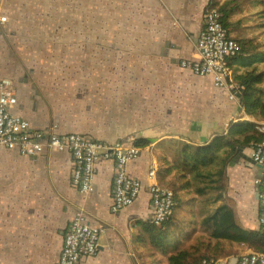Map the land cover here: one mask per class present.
Masks as SVG:
<instances>
[{"label":"crops","instance_id":"0c3cea01","mask_svg":"<svg viewBox=\"0 0 264 264\" xmlns=\"http://www.w3.org/2000/svg\"><path fill=\"white\" fill-rule=\"evenodd\" d=\"M65 3L60 6L61 14L77 26V11L75 19H67ZM208 6L209 0H111V43L96 40L88 44L81 41L83 31L68 34L64 25L59 30L30 28L33 19L29 14L51 15L52 1L0 0V15L12 13L19 16L16 24L22 20L27 24L24 28L19 24L16 38L15 28L8 30L13 23L0 21V77L10 79L18 91L16 113L36 128L53 132L96 135L104 143L149 142L141 147L138 159L127 165L128 175L142 183L141 192L133 203L117 211L111 208L114 158L101 157L94 190L82 193L73 185L74 159L68 149L30 156L0 145V264H58L67 227L78 211L101 230L98 252L79 264H142L140 249L149 246V241L140 222L151 218L149 183L161 184L157 174L165 159L176 165L179 148L171 140L203 145L224 135L238 120L259 121L244 112L231 75L224 84H216L210 75L197 76L180 64L197 53ZM79 12L83 13L82 5ZM37 16L46 21V16ZM50 43L58 50L57 60L52 50L51 61L39 60L41 52L31 60L33 50ZM5 57L14 71L4 68ZM244 135L248 134L235 136V148L222 177V195L233 206L236 221L257 230L253 179L260 166L252 159L253 143L244 140ZM226 153L225 148L222 155ZM151 170L155 171L153 179ZM166 180L181 182L176 169ZM201 204L197 200L195 208ZM178 209L175 205L164 224L175 242L189 244L199 235L208 236L202 226L189 223V203L185 201ZM238 247L223 240L225 250ZM239 248V252L252 249ZM224 258L235 261L234 255Z\"/></svg>","mask_w":264,"mask_h":264},{"label":"built area","instance_id":"2783aa9c","mask_svg":"<svg viewBox=\"0 0 264 264\" xmlns=\"http://www.w3.org/2000/svg\"><path fill=\"white\" fill-rule=\"evenodd\" d=\"M196 48V55L182 59L181 66L197 76L210 75L216 84H224L231 75L228 59L236 55L241 46L227 34L216 7L206 9ZM229 86L233 88L231 84ZM17 102L18 91L8 79L0 78L1 146L9 150L17 149L30 156L41 155L50 149H68L74 159L73 185L82 193L94 190L96 164L101 157L114 158L116 173L113 180L112 210H120L136 200L143 185L137 178L128 175L127 165L141 155L140 146L122 140L104 143L96 135L83 136L36 128L30 119L14 111ZM256 123V128L264 132V128L258 126L260 122ZM252 159L260 166V173L253 180L259 187L258 222L264 233V139L254 148ZM154 172L151 170L149 173L152 179L155 178ZM149 191L152 207L150 220L161 226L174 211L175 195L170 188L155 181L149 183ZM100 232L99 228L87 222L83 211L76 212L67 227L58 264H79L82 259L95 255L99 249ZM200 264L220 263L205 258ZM225 264H264V252L255 249L241 251L234 263Z\"/></svg>","mask_w":264,"mask_h":264},{"label":"trees","instance_id":"16d2710c","mask_svg":"<svg viewBox=\"0 0 264 264\" xmlns=\"http://www.w3.org/2000/svg\"><path fill=\"white\" fill-rule=\"evenodd\" d=\"M232 2L235 4L232 5ZM250 3L257 5L258 10L254 14L264 19V0H251ZM213 7L217 8L227 34L241 46L240 51L230 57L227 64L231 70V82L236 97L246 114L254 116L257 120H264V50L261 43L254 38L231 34L236 27L235 22L231 21L232 14L242 10L238 0H209L208 8ZM240 67L242 70L237 72ZM256 127L257 123L238 120L229 126L224 135L215 137L203 145L171 140V143L179 148L176 153L177 163L170 165L165 159V166L159 168L157 178L162 186H170L166 187L173 191L179 209L185 201L191 205L189 223L192 226L197 224L202 226L208 236H197L195 243L188 249L185 244L179 245L175 242L174 235L164 228L168 220L161 226L151 220L141 221L140 224L146 227L148 233L149 246L162 256H166L167 264H200L203 259L210 257L217 260L238 254L241 245L264 252V233L261 229L251 230L241 226L236 221L233 206L222 195L225 190L222 177L227 158L235 148L234 143L237 141L235 136L248 134L243 138L252 142L255 148L264 139V132ZM133 143L140 147L149 144L147 140ZM173 144L168 148H172ZM225 148L227 153L222 155ZM173 169H176V179L181 180L179 184L166 180V175ZM207 194L210 195L204 199V195ZM197 196L203 198L199 200ZM197 200L203 204L195 208ZM173 210L175 211V208ZM214 238L218 241L212 243L210 240ZM223 240L239 244V247L225 250ZM202 246L204 250L201 249Z\"/></svg>","mask_w":264,"mask_h":264},{"label":"rangeland","instance_id":"374dc122","mask_svg":"<svg viewBox=\"0 0 264 264\" xmlns=\"http://www.w3.org/2000/svg\"><path fill=\"white\" fill-rule=\"evenodd\" d=\"M31 1H52V14L51 15H43V14H29L30 17L33 19V23L30 25L31 29L40 30L44 29V27H48L49 29H56L59 30L61 25H64V29L67 31L68 34L74 35L77 31L78 33H82L83 31V41L84 43L90 44L91 42L98 41L99 43H111V0H31ZM64 8L67 9V19L74 18L76 11L78 13V21L77 26L74 24L75 21L69 22L65 20V17L60 12V6L62 2H65ZM246 1V2H244ZM251 0H238L241 3L242 10L237 11L232 14L231 21L235 22V29L231 32V34L239 35L243 37H250L254 38L255 40L261 43V48L264 50V19L258 15L254 14L258 9L256 8L257 5H252L250 3ZM235 3L232 2V5ZM82 5L83 13L79 12V9ZM260 6V4H258ZM43 6H40L42 9ZM37 15L46 16V21L41 22ZM2 17H5V20H2ZM47 17H51L50 20ZM7 19L13 23L8 26V30H12L15 28L16 35L15 37H19V33L21 28L26 27L27 24L22 21L18 22L19 16L15 14L9 13L4 16L0 15V21L5 23ZM55 37L59 38L57 34H54ZM38 38H44L50 40V37H43L38 36ZM59 47V43H55ZM52 51L55 53V60L58 57V50L55 49V45L48 44L45 48L40 50H33L31 52V60L37 57V52H41L39 56L42 58L39 60L51 61V57L53 56ZM61 50V49H60ZM5 54V53H4ZM67 53H64V56ZM11 58V57H10ZM4 68L9 71H14V65L12 62L6 60V57L3 58ZM61 60L65 61L62 56ZM5 76V75H4ZM5 78V77H0ZM8 79V78H6ZM11 83L12 81L8 79ZM259 127L264 128V120H259ZM158 153H161V150H157ZM169 186V185H166ZM170 187V186H169ZM210 194L205 195L204 197H208ZM200 200V199H199ZM202 202V201H201ZM184 221V220H183ZM176 224H179L176 222ZM175 231V226H174ZM149 241V237H148ZM191 242L189 244H185L188 246L186 248L190 249V245L194 244ZM150 244V243H149ZM204 250V246L201 248ZM143 254V261L142 264H165L166 260L164 256H162L158 251L150 246H141ZM166 255V254H165Z\"/></svg>","mask_w":264,"mask_h":264},{"label":"flooded vegetation","instance_id":"af4514ba","mask_svg":"<svg viewBox=\"0 0 264 264\" xmlns=\"http://www.w3.org/2000/svg\"><path fill=\"white\" fill-rule=\"evenodd\" d=\"M18 103V102H17ZM253 184H254V186H255V188H256V196H257V200H258V206H257V211H258V214H259V198H258V185H256L255 184V182H254V180H253ZM259 229H260V225H259ZM262 231V230H261ZM250 250H254V249H250ZM255 250H257V249H255ZM240 253V252H239ZM238 253V254H239ZM238 254H235L234 255V258L236 259V256L238 255ZM206 259H211V260H214V261H218L220 264H225V263H227V262H232L231 260H229V258L228 259H223V260H226V261H223L222 260V258H220V259H217V260H215L214 258H212V257H210V258H206ZM232 263H234V262H232Z\"/></svg>","mask_w":264,"mask_h":264},{"label":"clouds","instance_id":"9594fccd","mask_svg":"<svg viewBox=\"0 0 264 264\" xmlns=\"http://www.w3.org/2000/svg\"><path fill=\"white\" fill-rule=\"evenodd\" d=\"M260 251V250H259Z\"/></svg>","mask_w":264,"mask_h":264},{"label":"water","instance_id":"95a60500","mask_svg":"<svg viewBox=\"0 0 264 264\" xmlns=\"http://www.w3.org/2000/svg\"><path fill=\"white\" fill-rule=\"evenodd\" d=\"M257 195V194H256Z\"/></svg>","mask_w":264,"mask_h":264}]
</instances>
